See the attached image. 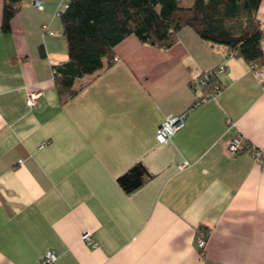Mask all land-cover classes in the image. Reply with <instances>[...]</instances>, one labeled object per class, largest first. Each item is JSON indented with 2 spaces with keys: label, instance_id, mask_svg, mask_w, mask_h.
Segmentation results:
<instances>
[{
  "label": "crops",
  "instance_id": "0c3cea01",
  "mask_svg": "<svg viewBox=\"0 0 264 264\" xmlns=\"http://www.w3.org/2000/svg\"><path fill=\"white\" fill-rule=\"evenodd\" d=\"M41 1L21 0L3 30L0 0V264H42L47 249L51 264H264V168L251 154L264 150V82L250 64L190 26L168 48L129 34L61 103L67 0ZM213 69L219 89L199 100ZM179 113L184 125L158 143L160 121ZM137 165L142 182L126 189Z\"/></svg>",
  "mask_w": 264,
  "mask_h": 264
},
{
  "label": "trees",
  "instance_id": "16d2710c",
  "mask_svg": "<svg viewBox=\"0 0 264 264\" xmlns=\"http://www.w3.org/2000/svg\"><path fill=\"white\" fill-rule=\"evenodd\" d=\"M21 0H3L1 28ZM261 0H67L59 10L67 59L53 65V80L61 103L74 96V81L113 62V47L129 34L159 48L177 42V31L192 27L211 43L250 65H264V23L257 15ZM216 69L207 72L199 100L219 89ZM133 188L129 189L132 190Z\"/></svg>",
  "mask_w": 264,
  "mask_h": 264
},
{
  "label": "built area",
  "instance_id": "2783aa9c",
  "mask_svg": "<svg viewBox=\"0 0 264 264\" xmlns=\"http://www.w3.org/2000/svg\"><path fill=\"white\" fill-rule=\"evenodd\" d=\"M33 4H35L39 8L42 7L41 0H33ZM43 27L46 28V25H43ZM51 32L52 31H50V33ZM228 54L232 55L230 51L228 52ZM250 66L252 68L254 75L257 78H260L264 82V67L256 66V65H250ZM222 69H223V66H219L217 71H220ZM201 84H204L203 79H201ZM39 94H40V91L38 90L29 91L26 96V104L28 106L35 105ZM183 125H184V113L166 115L160 121L159 125L156 128L155 138L157 142L158 143L168 142L171 139L172 135L178 129H180ZM243 146L244 145L241 140L232 139L228 143V150L230 152H237V151H240L243 148ZM251 154L256 159L260 167L264 168V150L259 149V148H252ZM187 164H188V161H183L180 163L179 167L181 168ZM81 241L85 242L88 245L94 246V247L97 245V241L93 237L92 232L88 229H84L81 232ZM205 244H206V233L201 230L197 232L196 245L199 248V250H202L205 247ZM56 257H57V254L53 249H47L42 254L40 261L42 264H51L56 259Z\"/></svg>",
  "mask_w": 264,
  "mask_h": 264
},
{
  "label": "water",
  "instance_id": "95a60500",
  "mask_svg": "<svg viewBox=\"0 0 264 264\" xmlns=\"http://www.w3.org/2000/svg\"><path fill=\"white\" fill-rule=\"evenodd\" d=\"M145 172L141 165H137L126 174L122 175L119 180L126 189L137 187L142 182V175Z\"/></svg>",
  "mask_w": 264,
  "mask_h": 264
},
{
  "label": "rangeland",
  "instance_id": "374dc122",
  "mask_svg": "<svg viewBox=\"0 0 264 264\" xmlns=\"http://www.w3.org/2000/svg\"><path fill=\"white\" fill-rule=\"evenodd\" d=\"M181 2H183L184 0H180Z\"/></svg>",
  "mask_w": 264,
  "mask_h": 264
}]
</instances>
